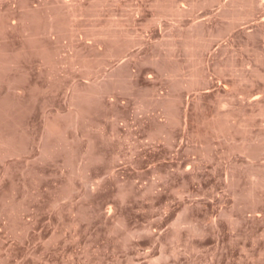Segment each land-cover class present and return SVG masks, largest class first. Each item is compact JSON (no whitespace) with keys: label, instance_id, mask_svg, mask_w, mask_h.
<instances>
[{"label":"rangeland","instance_id":"obj_1","mask_svg":"<svg viewBox=\"0 0 264 264\" xmlns=\"http://www.w3.org/2000/svg\"><path fill=\"white\" fill-rule=\"evenodd\" d=\"M0 264H264V0H0Z\"/></svg>","mask_w":264,"mask_h":264},{"label":"bare ground","instance_id":"obj_2","mask_svg":"<svg viewBox=\"0 0 264 264\" xmlns=\"http://www.w3.org/2000/svg\"><path fill=\"white\" fill-rule=\"evenodd\" d=\"M77 109V108H76ZM81 112V111H80ZM82 113V112H81ZM79 116V115H78Z\"/></svg>","mask_w":264,"mask_h":264}]
</instances>
